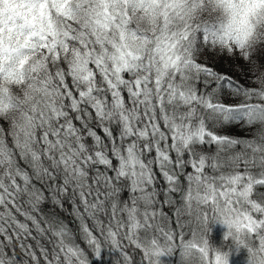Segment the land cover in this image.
<instances>
[{
    "label": "snow or ice",
    "instance_id": "6c2138e0",
    "mask_svg": "<svg viewBox=\"0 0 264 264\" xmlns=\"http://www.w3.org/2000/svg\"><path fill=\"white\" fill-rule=\"evenodd\" d=\"M209 249L264 264V0H0V264Z\"/></svg>",
    "mask_w": 264,
    "mask_h": 264
},
{
    "label": "trees",
    "instance_id": "16d2710c",
    "mask_svg": "<svg viewBox=\"0 0 264 264\" xmlns=\"http://www.w3.org/2000/svg\"><path fill=\"white\" fill-rule=\"evenodd\" d=\"M239 63V61H238ZM222 71H228L229 70V63L227 62V60H223L219 62L218 65ZM241 135H243V133H240ZM165 211H168V209H165ZM217 224V223H216ZM216 224H212L210 225L211 229H212V240L213 242L219 246L221 240H222V236H223V232L220 228V226L216 225ZM240 253V256L243 257L241 254H244V250L238 252ZM117 253L111 252V251H107L105 250L104 252V256H105V260L102 262V264H115V260L117 257ZM161 261L162 264H175L176 261V256H172V257H161Z\"/></svg>",
    "mask_w": 264,
    "mask_h": 264
},
{
    "label": "rangeland",
    "instance_id": "374dc122",
    "mask_svg": "<svg viewBox=\"0 0 264 264\" xmlns=\"http://www.w3.org/2000/svg\"><path fill=\"white\" fill-rule=\"evenodd\" d=\"M216 225L220 226L222 231H225L223 225L217 223ZM242 251V250H241ZM243 257L240 256V253L233 252L229 256V264H247V252L244 250V254H241Z\"/></svg>",
    "mask_w": 264,
    "mask_h": 264
},
{
    "label": "clouds",
    "instance_id": "9594fccd",
    "mask_svg": "<svg viewBox=\"0 0 264 264\" xmlns=\"http://www.w3.org/2000/svg\"><path fill=\"white\" fill-rule=\"evenodd\" d=\"M212 253V259L214 261L218 260L219 264H229V255H226L224 252L220 251L219 249H209ZM204 264H207L205 260Z\"/></svg>",
    "mask_w": 264,
    "mask_h": 264
}]
</instances>
